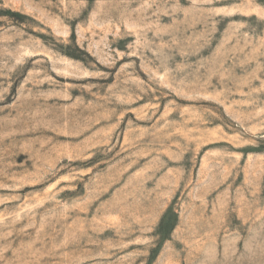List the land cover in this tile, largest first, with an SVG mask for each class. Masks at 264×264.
I'll use <instances>...</instances> for the list:
<instances>
[{
	"label": "rangeland",
	"instance_id": "rangeland-1",
	"mask_svg": "<svg viewBox=\"0 0 264 264\" xmlns=\"http://www.w3.org/2000/svg\"><path fill=\"white\" fill-rule=\"evenodd\" d=\"M0 264H264V0H0Z\"/></svg>",
	"mask_w": 264,
	"mask_h": 264
}]
</instances>
